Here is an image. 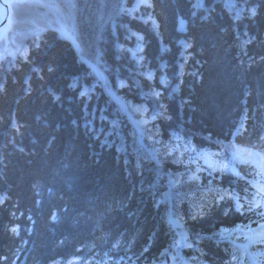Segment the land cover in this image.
<instances>
[{"label": "trees", "instance_id": "1", "mask_svg": "<svg viewBox=\"0 0 264 264\" xmlns=\"http://www.w3.org/2000/svg\"><path fill=\"white\" fill-rule=\"evenodd\" d=\"M65 1H10L0 41V264H158L170 210L189 234L185 259L228 264L218 239L264 219L226 151L264 160V0H123L99 67L126 112L60 35L61 19L49 22ZM72 1L82 45L81 8L94 1ZM126 113L147 119L143 144ZM155 144L172 157L154 161ZM194 166L195 182L182 172Z\"/></svg>", "mask_w": 264, "mask_h": 264}, {"label": "rangeland", "instance_id": "2", "mask_svg": "<svg viewBox=\"0 0 264 264\" xmlns=\"http://www.w3.org/2000/svg\"><path fill=\"white\" fill-rule=\"evenodd\" d=\"M12 2V0H10ZM10 6H11V2ZM14 1V0H13ZM94 2H90L93 3L94 5L91 6L90 3H88V5L86 6V8H81V10H85L84 12H87V14H89L90 20H85L84 19V26L85 28L88 30V38L87 40L82 42V45H80L79 41V35L77 32V27L75 26L76 21L78 20L77 15H76V11H77V5L74 4V2L72 0H66L64 2V5H62L61 3H58V5L60 4L62 7L61 9H58L56 6H54V8H56L52 13L50 12L48 14L49 17V22H55L56 18H60L61 22H60V35H62L65 39H68L71 41L72 45H73V49L77 52V54L80 56V59L86 64L87 68H89V70L94 74V76L97 78L98 81H103L104 77L106 79V74H104L102 67L100 65V58H101V53H100V39L102 38V34L104 33L105 30H107V28H111L114 25V22L117 21L119 15L121 14V9H123L122 7V3L124 4L123 0H93ZM139 2H137V6L138 3H142L145 0H138ZM226 2H228L229 4L234 3L236 5V2H234L233 0H225ZM49 3L52 2V0H48ZM117 7H116V3ZM54 4V2H53ZM68 8V9H67ZM83 17V16H82ZM65 18V19H64ZM78 22V21H77ZM79 23V22H78ZM97 31V33H96ZM96 38V42L94 43V40ZM7 39H10L9 36H7L6 33H4V37L0 38V41L6 43ZM91 41V42H90ZM90 42V43H89ZM94 43V44H93ZM8 44V42H7ZM84 46L86 49H82L81 47ZM14 48V52H15ZM97 66V67H96ZM107 81V79H106ZM106 89V88H105ZM109 89V88H108ZM107 91L111 92V89H109ZM153 96V97H157L158 96V92L155 90H151L149 92V96ZM151 98V97H150ZM118 101L122 100V98H117ZM130 116V115H129ZM129 124L131 125V127L136 131H140L141 134L144 131V128L146 130H150L148 128V121L146 118H138L136 120H133V118L130 117L129 120ZM137 142H139V140L137 139ZM140 143V142H139ZM143 144V141H142ZM154 148V152L155 155H153L154 157V161L156 162H161L162 159L164 158H168V157H172V155H167V152L164 151L163 146L155 144L152 145ZM147 149H149L148 145H147ZM151 154V152H149ZM178 156V154H177ZM198 166H194L191 169H186L183 170V173H186V176L189 180H192L193 182L198 181L199 180V172H198ZM169 172V171H168ZM180 172V173H182ZM179 173H176L174 176L176 177V175ZM168 175V174H165ZM172 176L170 177V175H168V184H171L173 181H175V177ZM174 179V180H173ZM176 182V181H175ZM175 184V183H172ZM208 189H210L211 191H213L214 189L209 186ZM216 191V189L214 190ZM166 193V192H165ZM168 194H164V198L166 199L168 196ZM170 199V198H167ZM204 199H197V201H203ZM171 202V201H170ZM167 218V222L170 224L171 228L174 229V236L175 239L174 241V250L176 252L175 255L178 254L177 249H184L185 246L182 245L183 243L180 241L179 239H177L179 236H181V238L185 239L186 244L189 245V241H188V231L185 230L183 224L181 222H179L175 217H172L170 215V212L167 214L166 216ZM261 230H264L263 228H261ZM260 231V229H259ZM258 234V233H257ZM256 233L250 234V236L246 237L247 241L249 240L250 243H254V242H259L261 240H264V233L257 235ZM259 236V237H257ZM180 238V240H181ZM169 253L166 254L167 258L169 257ZM172 258V256H171ZM182 260V259H181ZM184 261L190 263L189 260L184 259ZM182 260V264H187ZM169 264H172L171 261Z\"/></svg>", "mask_w": 264, "mask_h": 264}, {"label": "bare ground", "instance_id": "3", "mask_svg": "<svg viewBox=\"0 0 264 264\" xmlns=\"http://www.w3.org/2000/svg\"><path fill=\"white\" fill-rule=\"evenodd\" d=\"M0 11H1V8H0ZM1 14H4V13H1ZM237 18H239V17H237ZM237 20L240 21L241 19H237ZM237 20H236V21H237ZM234 21H235V20H234ZM244 33H245V32H244ZM245 34H247V33H245ZM247 35H248V34H247ZM96 67H97V66H96ZM99 83L101 84V86H104V85H105V81H104V80L101 81V82H99ZM242 106H245V103H241V107H242ZM243 108H244V107H243ZM243 108H242V110L240 111V113H239L240 115H239L238 117L242 119V124H243V125H246V122H247V118H246V117H248V108L246 107L245 110H244ZM255 115H257V111H255ZM131 117H132V116H131ZM126 118H127L128 121L130 120V116L127 115V114H126ZM253 121H255V119H253ZM256 122H258V121H256ZM144 132H145V131H143V133H144ZM132 133H134V135L137 137V139L139 140V142L142 143V141H143V139H144V134H141L140 131H138V130L135 131L134 129H133ZM142 137H143V138H142ZM226 151L230 153L232 159H235V160H236V159L238 158V155H237L234 151L230 150L229 148H227ZM258 227H259V229H260V224L258 225ZM241 229H244V228H241ZM170 230H171L172 235L175 234L173 228L170 227ZM234 232H236V231H234ZM225 233L228 235V237H229L230 239H232V240H234V241H235V239H234L235 236L242 238L243 240H245V242H248L252 248H255L257 241L254 242V243H250L249 240L247 241L246 237L250 236V234H253V233H256V234L258 233L257 235H260V232L255 231V230H252V228H250V229H244V230H242V231H241L240 233H238V234H228V233H231V232H229V231H228V232H225ZM175 237H177V236H172V237H171L170 246L167 247L166 249H171V250L174 249V242H173V239H174ZM187 237H188V236H187ZM257 237H259V236H257ZM180 238H181V236H179V237L177 238V239H179V242L181 241V242L183 243L182 245L187 246L185 239L181 238V240H180ZM188 238H189V237H188ZM240 238H237L236 241H239ZM218 242H219V244H220L219 246H224V244H225L224 241H218ZM229 244H230L229 242H226V245H229ZM87 251H89V252H91V253H95V252H96V249H89V250H87ZM173 252H174V251H173ZM175 252H176V251H175ZM224 254H226V252H225ZM227 254H228V252H227ZM227 254H226V255H227ZM180 255H182V252L180 253ZM245 256L248 257V258L250 257L248 254H245ZM167 260L169 261L168 258L165 259V261H167ZM170 260H171V259H170ZM165 261H164V263H165ZM168 261H167V262H168ZM164 263H163V264H164ZM169 263H170V262H169Z\"/></svg>", "mask_w": 264, "mask_h": 264}, {"label": "water", "instance_id": "4", "mask_svg": "<svg viewBox=\"0 0 264 264\" xmlns=\"http://www.w3.org/2000/svg\"><path fill=\"white\" fill-rule=\"evenodd\" d=\"M0 8H1V13H4L2 14V20L0 22V32H3L7 24L8 18L10 16V7L7 0H0ZM183 28H184V24L180 22L177 30L179 32H182Z\"/></svg>", "mask_w": 264, "mask_h": 264}]
</instances>
